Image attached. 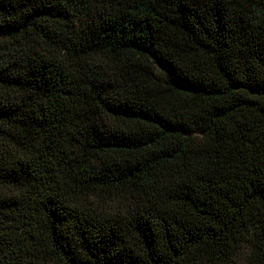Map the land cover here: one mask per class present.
Here are the masks:
<instances>
[{
  "label": "trees",
  "instance_id": "1",
  "mask_svg": "<svg viewBox=\"0 0 264 264\" xmlns=\"http://www.w3.org/2000/svg\"><path fill=\"white\" fill-rule=\"evenodd\" d=\"M0 264H264V0H0Z\"/></svg>",
  "mask_w": 264,
  "mask_h": 264
}]
</instances>
